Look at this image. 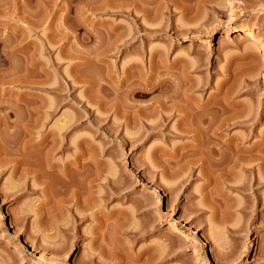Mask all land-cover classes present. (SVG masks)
<instances>
[{"label":"rangeland","instance_id":"obj_1","mask_svg":"<svg viewBox=\"0 0 264 264\" xmlns=\"http://www.w3.org/2000/svg\"><path fill=\"white\" fill-rule=\"evenodd\" d=\"M245 28L262 34L264 44V0H0V264H264V183L254 190L207 186L188 161L193 141L177 128L179 117L139 134L131 117L108 109L115 101L130 108L155 101L158 91L130 94L149 66L159 73L152 82H178L185 73L194 101L250 111L251 121L221 132L242 138L252 155L264 151V45ZM131 62L142 70L138 64L121 82ZM32 113L38 123L29 122ZM68 120L66 147L73 151L84 138L98 154L104 149L96 158L119 182L107 200L104 182L84 188L83 199L95 206L78 210L94 219L75 223L74 203L60 202L56 189L77 179L64 184L51 173L47 194L43 184L20 180L10 162L28 141L27 126L35 124L29 139L38 141ZM26 153L25 162L36 160ZM190 165L189 178L165 175L170 168L188 173Z\"/></svg>","mask_w":264,"mask_h":264},{"label":"bare ground","instance_id":"obj_2","mask_svg":"<svg viewBox=\"0 0 264 264\" xmlns=\"http://www.w3.org/2000/svg\"><path fill=\"white\" fill-rule=\"evenodd\" d=\"M131 31H129V32L131 33ZM242 32L245 35H250V36L255 37L256 40H259V42L262 45H264L263 42L260 41L262 38V34H260L258 32L256 33L255 31H253L250 28L242 29ZM258 34H260L261 37ZM242 36L243 35H241V37ZM263 39H264V36H263ZM122 41H124V40H122ZM262 41H264V40H262ZM261 47L264 48V46H261ZM261 50L263 51V49H261ZM153 58H155V57H153ZM153 62H154V60H153ZM131 63L128 64V66L126 68V72L123 70L125 72V77H123L122 81L120 80L121 82L125 83L127 80L129 81L134 76V73L132 72V70L133 69L135 70V68L137 69L139 63H137V64L136 63L131 64ZM193 65H194V63H193ZM162 66H163V64H162ZM190 66H192V65H190ZM139 67H140V64H139ZM149 68H150V72H148V73H150V75H148V77H146V75L143 76L142 74H140L139 76L135 75L138 78H137V81H134V82L135 83L138 82V83L135 84L134 90L132 87L133 92L130 94H132L134 97L145 98V97H147V96L158 91V92H160V95L158 97H156V95L153 96L154 100H155V101H153V103H151V104L147 103L148 105H146V106H144L143 103H142L143 106L141 104H139L138 107L132 106L133 109H132V107L130 108L129 107L130 105H128V104H127L128 106H125V105L121 106L118 103V101L112 102V104L110 105L111 108H108L107 106L106 107L108 109H112L113 115L115 114L117 116L118 114H120L122 116V114H123L122 112H124L125 113V114H123L124 117H126L127 119L131 117L130 124L132 122L134 124V126H136L138 131L140 129L143 130V128H146L145 133L149 132V130L156 132V130H158V129L168 128V124H169L168 120L171 119L172 117H176V118L179 117L178 118L179 121L177 123V128L179 129L181 134L190 135L189 137H191V139L193 141L192 142L193 143L192 149L194 151L191 152V153H193L192 154L193 159L191 161L189 159L188 161H189V163H192V165L198 164V168L200 169V171L204 174V176L206 178L205 180H206L207 186H209L210 184H213V183L218 185L221 182L228 187L230 186L229 184H232V188L234 186V188H238L240 190H246V189L254 190V187L256 185L257 186L262 185L264 183V151H261V152L259 151V153L252 155L253 154V153H251L252 150H250V149L246 150L247 148L246 149L244 148V146L242 144V140H243L242 138H235V137L225 138L224 134L221 132V130L223 128H230V127L237 126V125L251 121L250 120L251 115L248 114V112H250V111L247 112V115L243 116V112H240L236 109L237 104H235V103L233 104L231 102H225V103H223L224 104L223 105L221 103V101L220 102L211 101V102H209V103L207 102L205 104L201 103L200 101L196 102V101H194L195 98L193 99V97L189 94L190 90H192V88H193V85H192V83H190L191 81H190V79H188L189 77L187 76L188 77L187 78L185 76L187 74H185V73H184V75L181 74V76H179V77L180 78L182 77V78L181 79L179 78L180 80L177 79V80H179L178 82L172 81L174 79V78L172 79V77H171V80L169 79L170 77L169 78L166 77L167 79L162 78L163 80L158 79L155 82H152L154 79V73L157 71H155L156 69H154L153 66L152 67L149 66ZM183 68H185V67H183ZM141 70H142V68H141ZM128 72H130V73L127 74ZM131 72L133 73V76H132ZM138 73H139V71H138ZM135 74H136V72H135ZM166 74H167V72H166ZM151 83H153V84L150 85ZM166 84H170V85L168 86ZM148 86H150V87L148 88ZM115 88H116V85H115ZM114 89H112V90H114ZM116 91H117V89H116ZM112 93H113V91H112ZM118 95H119V93H118ZM114 97H115V95H114ZM114 97H112V98H114ZM115 98H114V100H115ZM130 99L132 100V98H130ZM136 100L137 99H135V101ZM196 100H198V99H196ZM104 102H106V101H104ZM104 102H102V103H104ZM109 102H107V103H109ZM138 102H139V99H138ZM107 103H106V105H107ZM136 104H138V103L136 102ZM26 105H27V103H26ZM36 111H37V109H36ZM86 111H89L88 107H87V110L85 108V112ZM33 112H35V111L33 110ZM91 112L92 111H90L89 113L91 114ZM36 114H37V112H36ZM93 116H92V118H93ZM85 117H86V115H85ZM145 119L146 120L149 119L150 122L149 123H148V121L145 122ZM27 120H29V119H27ZM30 120L31 121H29V122H34V123H35V121H37V123L39 121V120L34 119V113H32ZM71 121L69 122V120H68V123L67 124L65 123V125H63V123L61 122L62 124H60V126L58 127V129L56 131H54L51 134L43 135L41 138L39 137L38 141H36V139H34L36 142H32V141H34L33 138H35V137H32L31 141L29 139V137L31 136V134L33 132V130H31V128L34 127L35 124H33V125L28 124L29 126L32 125L31 128H29L28 126L26 128V125H25V128L27 129V133H29V135H27V136H29L28 141L24 140L21 145L19 143V145H20L19 149L16 151L17 153L15 154L16 158H14V159L10 158V162L11 163L14 162L13 163V167H14L13 173L19 174L20 180L28 179V178L33 179L32 180L33 185L32 184L31 185L34 187V186L38 185L37 183L43 184V186H44L43 191L44 192H47L50 188H52L49 181H48L49 176L50 177L52 176L51 173H55L58 176L57 180L59 179L58 181H60V180L63 181L64 184H66V183L70 184L71 183L70 181H74V179H77L78 182L77 183L73 182L74 185L70 184V186H66V185L62 186L59 188L58 191L56 188H54V189H56V192H58V193L60 192V195L62 197V198L60 197L61 198V200H59L60 202H72V203H74V207H76V211H75V209H73L74 211L72 210V212H73V216H72L73 221L72 222L75 223L79 220H83L84 218H88V217L91 218L92 217V215L86 216L85 214L79 213L80 211L78 210V208L81 207L85 210H92L95 206L93 204L94 202H91L90 198L88 200L83 199V198H85V194L87 193V192L84 193V191H85L84 188L85 189L87 188L88 190L90 188L93 189L96 187V183H99L101 181L100 182V184H101L102 182H104L106 192H105V195L104 196L102 195V196H103L104 200H107V198L109 199L110 195L114 193L113 191H115L119 187L118 186L119 182H118V180H116L113 177L114 175L112 176L113 178L110 177V175L108 173L109 170L107 168H104V167L102 168V166L107 167V165L109 163L106 164L103 161H100L96 158V157H98L97 155L104 153V149H100V153L98 154L99 150H96L98 148H95L91 144L92 142L90 143V141H87V139L84 140V138L81 142H79V144L78 143L76 144V147L74 146L75 150L72 151L71 149H69V147L68 148L66 147L67 144L72 145V144H70L71 142L69 140H67V142H66V139L64 136V130L66 129L67 126L71 127L70 126L72 124ZM96 121L98 122V119ZM128 122H129V120H128ZM7 123H8L7 125H10L9 121ZM125 124H128V123H125ZM125 124H124V126H127ZM10 126H12V125H10ZM10 126H9V128H10ZM35 127H37V126H35ZM120 127H121V125H120ZM4 128H5V125H4ZM139 134H140V131H139ZM50 137H52V138L49 140ZM13 138H15V137H13ZM8 139H10V138H8ZM4 142H6V141H4ZM133 142H135V141H133ZM74 144H75V142H74ZM92 150H93L94 154L92 153ZM68 151L73 153V160L71 159L68 161ZM26 152H29L28 154H30V156L31 155L33 157L35 156L36 160H34L33 162H28V161L25 162L23 155H25V154L27 155ZM9 155H11V154H9ZM59 155H61L63 157V159L66 158L67 160L63 161V159H62V161H63V163H62L61 159H60L61 156H59ZM177 155L174 154L172 156L173 159L175 157L180 158L182 156V154H180L181 156H179V154H177ZM56 156H58V157H56ZM86 156L88 157V159L91 158L90 159L91 161L89 160L88 162L84 163V161L82 162V158L83 157L87 158ZM99 156H101V155H99ZM186 156H187V154H186ZM184 157H185V155L183 154L182 158H184ZM179 158H178V160H179ZM182 158H180V159L182 160ZM29 159H31V158H29ZM55 159H57L58 161H56ZM188 161H187V163H188ZM7 162H9V161H7ZM257 162H259V163H257ZM170 163L171 162L169 161L168 165H170ZM173 163H175V162H173ZM173 163H172V165H174ZM183 163H184V160H183ZM255 163L258 164L257 167L258 166L260 167L261 174L259 173L256 175L255 171H256L257 167L254 166V165H256ZM168 165H166L164 167L166 168ZM178 165H180V164L177 163V166ZM184 165H186V163H184ZM177 166H176V168H178ZM180 167H181V165H180ZM192 167L190 165V167H188L189 169H187V168L186 169L188 171L193 170ZM109 168H110V166H109ZM171 170H172L171 168L167 169L165 175L173 176L174 178L175 177L177 178V176H180V175H185V176L188 175L187 177L189 178L192 174L190 171L188 173H185L184 168L180 169L177 172L176 171L172 172ZM241 171H244V173H247V175H245V176L241 175ZM163 173H164V171H163ZM52 177H54V176H52ZM181 177H183V176H181ZM187 177H186V179H187ZM184 178L185 177H183V179ZM25 181H27V180H25ZM29 183H31V182H29ZM26 184H28V183H26ZM60 184H62V183H60ZM102 185H103V183H102ZM34 188H31V189H34ZM56 192H53V194ZM48 193H51V195H52V192L48 191L47 194ZM47 194H45V195H47ZM90 194H91V192H90ZM54 195H56V194H54ZM92 195H94V194H92ZM51 197H49V198H51ZM99 199H102V198H99ZM48 201H49V199H48ZM260 202H262V201H260L259 199H256L255 203L258 204ZM77 210H78V212H77ZM123 216H125V215H123ZM92 219H94V218L92 217ZM52 223H54V222L52 221Z\"/></svg>","mask_w":264,"mask_h":264}]
</instances>
